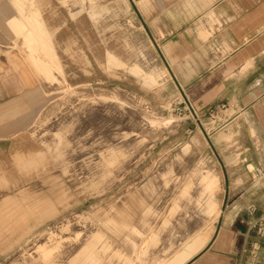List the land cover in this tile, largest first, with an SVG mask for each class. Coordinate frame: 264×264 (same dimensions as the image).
Returning <instances> with one entry per match:
<instances>
[{"label":"rangeland","instance_id":"rangeland-1","mask_svg":"<svg viewBox=\"0 0 264 264\" xmlns=\"http://www.w3.org/2000/svg\"><path fill=\"white\" fill-rule=\"evenodd\" d=\"M20 1L43 21L58 70L44 80L22 38L0 28V99L25 96L37 149L0 164V264H89L90 249L96 264L193 253L191 242L209 239L222 209L213 145L221 108L198 118L176 108L179 94L167 95L168 72L123 1ZM0 4L18 17L13 0ZM34 54L53 66L38 46ZM17 69L30 77L13 78ZM144 73L157 83L147 85ZM207 175L216 185L206 213Z\"/></svg>","mask_w":264,"mask_h":264},{"label":"crops","instance_id":"crops-1","mask_svg":"<svg viewBox=\"0 0 264 264\" xmlns=\"http://www.w3.org/2000/svg\"><path fill=\"white\" fill-rule=\"evenodd\" d=\"M121 1L168 72L167 95H182L202 116L225 106L213 136L225 183L222 209L209 239L180 253L179 264H264V239L252 227L264 214V0ZM26 73L17 69L13 78ZM23 99H0V164L37 150L24 126ZM254 242L260 248L251 258L242 249Z\"/></svg>","mask_w":264,"mask_h":264},{"label":"bare ground","instance_id":"bare-ground-1","mask_svg":"<svg viewBox=\"0 0 264 264\" xmlns=\"http://www.w3.org/2000/svg\"><path fill=\"white\" fill-rule=\"evenodd\" d=\"M13 2L15 4V10L17 11L18 17L9 16L5 12L2 5L0 4V28L3 30V32L6 35L10 36L11 39L13 40L16 39L17 37L22 38V43L27 48L25 51H27L30 63L33 65L34 70L44 80H50L56 78L54 75V69H57L58 65L54 59L55 53L52 51L53 47H52L50 34L46 30L43 21H41V19L38 17L36 11H33V13L30 14L25 13L23 4L21 3L20 0H13ZM88 13L90 16L93 15L92 10L89 11ZM37 46L38 49H40L46 56H48L51 59L53 66L48 62H46L45 60L38 57L36 54H34V50L36 49ZM12 58L13 55L8 57L9 60H13ZM130 70L134 74L141 72L136 65L134 67H131ZM157 76L152 75L151 73H144V76L142 78L144 79V82L147 85H150L157 83ZM201 179L202 182L205 184V188L210 193L205 203L206 204L205 212L207 213L210 211H214L215 199H213L211 193L213 192L212 189L216 185V177L212 175H207L202 177ZM204 241H205L204 238H202L200 235H197L191 242L189 250L191 252L198 250L204 244ZM84 255L88 258L89 264H96V260L94 258H97V255L93 249H90ZM175 256H182V257H178V259L176 260L159 259V261H155L154 264H179L185 258L184 255H180L179 253L176 254Z\"/></svg>","mask_w":264,"mask_h":264},{"label":"built area","instance_id":"built-area-1","mask_svg":"<svg viewBox=\"0 0 264 264\" xmlns=\"http://www.w3.org/2000/svg\"><path fill=\"white\" fill-rule=\"evenodd\" d=\"M174 104L176 108H180L182 106L183 112L188 114L190 117L194 118L195 116L198 118L197 111L184 99L182 95L179 94V96L175 97ZM178 105V106H177ZM225 106H221V109H224ZM215 109H209L208 115H210ZM253 228L256 230V234L260 239H264V214H261L258 216L257 220L252 225ZM260 248V245L258 242L251 243L249 246L244 247L242 249L243 253L248 254L251 258H255L258 250ZM237 264H251L249 262H246L244 260H239Z\"/></svg>","mask_w":264,"mask_h":264}]
</instances>
